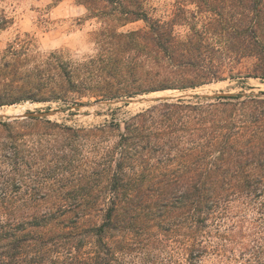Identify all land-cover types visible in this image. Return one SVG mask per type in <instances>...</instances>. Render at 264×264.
Segmentation results:
<instances>
[{"label":"trees","instance_id":"obj_1","mask_svg":"<svg viewBox=\"0 0 264 264\" xmlns=\"http://www.w3.org/2000/svg\"><path fill=\"white\" fill-rule=\"evenodd\" d=\"M75 2L103 25L98 54L11 46L0 110L264 81V0H176L168 19L148 0ZM211 252L264 264L262 96L160 103L94 127L0 121V264H200Z\"/></svg>","mask_w":264,"mask_h":264},{"label":"rangeland","instance_id":"obj_2","mask_svg":"<svg viewBox=\"0 0 264 264\" xmlns=\"http://www.w3.org/2000/svg\"><path fill=\"white\" fill-rule=\"evenodd\" d=\"M176 0H148L147 7L154 18L168 19L175 6ZM5 19L7 23L0 29V59L12 46L20 49L22 45L27 46L31 55L45 56L50 53H63L65 57L73 62H82L89 57H94L99 52L96 42V33L103 25L97 19L88 17L84 6L78 5L75 0H62L56 3L55 0H0V21ZM145 26L140 21L129 24L120 29L122 32L138 30ZM173 95L182 92L166 91ZM194 93H216V92H248L264 93V81L248 79L244 82L225 81L202 87ZM185 93V92H183ZM156 94V93H154ZM147 96H153L147 95ZM140 97V96H137ZM264 98V96H262ZM95 98H84L81 103H94ZM189 101V100H188ZM29 104L25 111H51L68 109L48 120L59 123H66L78 127H94L113 119L125 120L129 116L138 113L151 105H125L103 106L94 109H72V102H51V103H24L15 106ZM10 107H5L7 109ZM97 113H100L97 114ZM46 120V119H45ZM229 255V254H228ZM236 255H239L237 250ZM174 260L182 261V255L177 252ZM235 257L221 256L216 253H209L202 259L200 264H239L242 260Z\"/></svg>","mask_w":264,"mask_h":264},{"label":"water","instance_id":"obj_3","mask_svg":"<svg viewBox=\"0 0 264 264\" xmlns=\"http://www.w3.org/2000/svg\"><path fill=\"white\" fill-rule=\"evenodd\" d=\"M241 94L244 98L249 97H257V96H264L262 94L256 93H248V92H238V93H230V92H216V93H194V92H185L180 93L179 95L173 94H164L162 96H140V97H130V98H119L113 100H99L94 103H81L79 105H74L72 109L75 110H82V109H94L103 106H114L118 104H125V105H156L160 103H172L177 102L180 100H208L213 101L219 98H229L235 95ZM2 112L0 113V121H18V120H45L53 118L59 114L64 113L68 109H61V110H51V111H28L22 114H15L11 115L6 112V110L1 109ZM0 110V111H1Z\"/></svg>","mask_w":264,"mask_h":264},{"label":"bare ground","instance_id":"obj_4","mask_svg":"<svg viewBox=\"0 0 264 264\" xmlns=\"http://www.w3.org/2000/svg\"><path fill=\"white\" fill-rule=\"evenodd\" d=\"M166 93L171 94L170 92H158L156 94H153V96H162ZM29 106H30L29 104H25V105L10 107V108L4 109V110H6V112L8 114H11V115L22 114L29 108ZM1 112H2V110L0 111V113Z\"/></svg>","mask_w":264,"mask_h":264}]
</instances>
